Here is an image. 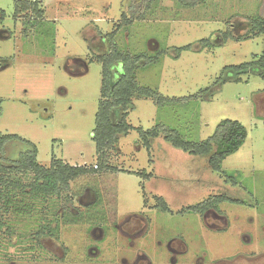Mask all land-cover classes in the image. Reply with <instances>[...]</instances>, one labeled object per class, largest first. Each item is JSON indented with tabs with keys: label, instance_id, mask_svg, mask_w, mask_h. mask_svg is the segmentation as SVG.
Segmentation results:
<instances>
[{
	"label": "rangeland",
	"instance_id": "1",
	"mask_svg": "<svg viewBox=\"0 0 264 264\" xmlns=\"http://www.w3.org/2000/svg\"><path fill=\"white\" fill-rule=\"evenodd\" d=\"M128 5L129 0H42L38 8L45 10L46 23L32 26L29 14L13 17L14 0H0V135H15L35 145L42 165L48 166L52 158L71 166L96 164L91 137L102 80V64L96 58L107 53L108 36ZM255 17L264 19V0H205L192 8L178 0H153L141 17L119 29L114 39L118 50L144 57L134 72L138 87L165 98L191 100L158 107L151 98H132L134 109L126 119L132 129L119 135L106 153L107 165L116 170L98 171L70 184L73 207H88L77 222L106 225L139 215L148 229L136 245L144 243L147 256L165 258L174 249L176 257L225 261L260 249L244 246L240 233L250 224L247 218L264 212V70L233 69L264 53V36L251 30ZM43 27L45 42L24 39L29 34L39 37ZM202 41L207 44L202 46ZM186 46L190 49L180 50ZM74 59L87 65L86 72L69 66ZM120 72L119 63L111 65V82ZM120 115L121 110L114 109L109 120L116 123ZM225 119L238 121L247 136L241 148L222 162L220 172L207 165L206 157L174 147L162 133L141 134L162 125L187 140L203 141ZM23 150L25 145L18 141L5 145L11 158ZM19 179L27 182L25 176ZM86 189L94 195L79 202ZM220 195L238 203L218 205L228 228L214 232L190 211ZM10 196L12 204L25 199L19 191ZM162 202L169 213L157 208ZM73 207L65 197H47L36 205L33 216L27 210L28 214L14 217L9 206L0 215L4 222L0 249L14 246L8 253L15 255L8 259L30 264L31 255L18 246L29 244L39 229L37 223L52 218L60 225L56 214ZM70 221L68 217L65 228H58L56 239L45 242L56 259L64 244L74 250L71 240L64 241Z\"/></svg>",
	"mask_w": 264,
	"mask_h": 264
},
{
	"label": "trees",
	"instance_id": "2",
	"mask_svg": "<svg viewBox=\"0 0 264 264\" xmlns=\"http://www.w3.org/2000/svg\"><path fill=\"white\" fill-rule=\"evenodd\" d=\"M153 0H129V5L126 13L121 15V23L117 25V29L109 34L107 42V53L96 58L98 63L102 64V80L101 91L98 109L95 115V127L92 131V140L95 143L97 162L94 166H71L61 160L51 159L48 166L37 162V148L32 143L23 140L15 135H0V215L8 211L9 206H13L14 217L31 214L33 210H37L36 205L43 203L45 198L55 197L56 199L65 201L69 206L73 207L70 194V183L86 175H95L102 170H116L107 165L106 153L115 147L118 141V136L127 134L132 127L127 124V115L129 111L134 109L132 98H151L158 107L186 103L191 100L188 98H165L160 94L146 88L138 87L134 79V72L137 64L143 60V55L130 56L118 50L115 43V35L124 25H129L134 19L141 17ZM184 7L192 8L198 3H203L205 0H178ZM42 0H14L13 17L21 14H29L32 26L44 21V11L39 10L38 6ZM29 19V20H30ZM251 30L256 34L264 36V19L255 17L251 19ZM225 34L224 41L228 39ZM264 41V40H263ZM202 46L207 44V41H202ZM190 46L180 48V50H188ZM179 51V50H178ZM119 63L121 72L116 80L111 82V65ZM252 68L264 70V53L257 59L248 63H243L234 66L233 69L239 73H244ZM114 109H120L121 115L116 123H111L109 114ZM140 131V130H139ZM162 133L164 138L169 141L174 147L193 155L204 156L207 158V165L214 171L220 172L222 162L230 155L236 153L244 144L246 139V130L238 122L232 120L220 121L214 129V132L203 141H190L184 138L176 129L168 128L162 125H157L151 132H143L142 135L155 136ZM10 141H18L25 145V150L19 152L15 157L11 158L6 155L5 145ZM27 177V182L22 183L20 177ZM13 191H19L25 199L18 200L16 204H12ZM91 195H94L90 192ZM92 198V197H91ZM69 201V202H68ZM90 200H88L89 202ZM230 201L238 203L235 200L228 199L224 195L211 196L204 202L193 207L190 212L193 214H204L209 209L218 210V205L222 202ZM29 202V203H28ZM87 206V205H86ZM90 206V204L88 205ZM162 212L169 210L165 204L158 205ZM3 209V210H2ZM65 209V208H64ZM28 210V211H27ZM85 212L76 213L78 218H74L75 222L84 215ZM33 216V214H31ZM70 217L67 211L62 214L57 213L56 218ZM75 216V213L72 214ZM52 222V218L44 220L38 224V235L48 233L56 239L58 228L63 227L65 219ZM71 222V221H70ZM53 223V224H51ZM4 222L0 221V228ZM54 225V226H53ZM62 225V226H61Z\"/></svg>",
	"mask_w": 264,
	"mask_h": 264
},
{
	"label": "flooded vegetation",
	"instance_id": "3",
	"mask_svg": "<svg viewBox=\"0 0 264 264\" xmlns=\"http://www.w3.org/2000/svg\"><path fill=\"white\" fill-rule=\"evenodd\" d=\"M72 64H70L69 66L71 67L75 65L76 67H78L80 74H83L87 70V65L84 64L81 60L74 59ZM72 68L69 70L70 72L73 70ZM89 196L92 195L89 194L88 198ZM78 201L81 202L80 197H78ZM86 205L82 207L84 211H86V209L88 208ZM67 210H70V208L63 209V211ZM70 212V218L75 217L76 219L78 218L76 216V213L78 214L83 211L73 207ZM74 213L75 216H72V214ZM167 213H169V211ZM198 215L201 216L204 224L211 231L222 232L223 226L227 227L226 219L222 216L219 210L209 209L204 214ZM205 216L207 217V220L203 218ZM62 219H65L66 221L67 218H64L63 216L61 217V220ZM146 219L149 221L148 218ZM95 222L96 221L90 222L88 220H85L81 223L82 225H89V227L87 228V235L85 237L86 245L83 257L84 261L80 259L81 262H76L75 260L73 261L72 259L74 258H70L71 256L68 255V248L65 247V244L63 245L64 250L62 256L56 259V257H54L52 254L51 247L49 248V243L47 245L45 243L49 242V240H54V238L48 233L38 236L37 231L33 232V236L31 237L32 240H29L30 242L28 241L29 244L24 246L19 245L18 247H24V253H26L28 256L31 255V261L27 262L30 264H155L154 259H160L165 262L167 261L166 264H177L178 259L180 260L186 258L185 256L182 258L176 257L177 254H175L174 249H169V255L165 256V258L160 257V255H156V257L147 256L143 251V247H141L144 243H142L140 246L136 245V242L146 235V231L148 229L147 222H145L143 218L139 217V215L128 216V218L122 222H120L118 219H116L115 221H110V224H103L104 227L103 225ZM78 223L79 222H76V224ZM35 227L37 228V224L35 225ZM33 229L35 230V228ZM13 247L14 246H10L8 248L0 249V252L3 253V257L0 262H2L3 264H15L19 262L8 259L11 257V255H15V252H13V254L8 253L9 249ZM109 249H111L113 253L117 255L118 262L109 261L105 258H102L101 255ZM32 258L34 260H32ZM195 260H199V264H202V261L205 259L204 257L196 256ZM215 264L232 263L228 262V260H218L217 262H215ZM256 264H264V254L256 256Z\"/></svg>",
	"mask_w": 264,
	"mask_h": 264
},
{
	"label": "crops",
	"instance_id": "4",
	"mask_svg": "<svg viewBox=\"0 0 264 264\" xmlns=\"http://www.w3.org/2000/svg\"><path fill=\"white\" fill-rule=\"evenodd\" d=\"M43 11L45 12V10H43ZM44 23H46L45 14H44V21L42 24H44ZM38 34H39L38 35L39 37L34 38V37L29 36L30 35L29 34L28 37L26 36V38H24V39H27V40L33 39L36 41L40 40L43 42H45L47 40L46 30L44 27L41 28V30L38 32ZM89 190L90 189H86V191H84V193L79 196L82 203H84L87 200L88 195L90 194ZM71 199L73 200L74 198L72 197ZM81 210H83V208H81ZM220 213L222 214L223 217H225V214L222 213V211ZM74 218L75 217L71 218L72 221L67 223L68 224L67 229L66 230L64 229V241H65V238L68 241V243L70 242L69 240H71V243H69V244L74 247V250L72 251L71 248L68 247V245H65V247L68 248V255L71 256L70 258H74V259H72L73 261L75 260L76 262H81L80 259H82L84 261V259H83L84 252H85L84 243L86 241L85 237L87 235V228L89 227V225H86V224L82 225L81 223L76 224V222L73 221ZM225 219L227 220V216L225 217ZM247 220L250 223L249 226L247 228H244L240 233L242 242L245 244L244 246L259 245L260 249H258L257 252L242 253V254H240L239 258H237V259L232 258L231 260H228V262H230L232 264H256V256L264 254V212H260V214L256 213V216L254 218L253 217L247 218ZM64 225L62 228H65ZM227 228H228V225L225 228L223 227L222 232L226 231ZM82 229L84 231L81 235L80 231ZM101 256H102V258H105L109 261L118 262L117 261V259H118L117 255L115 253H113V251L111 249L106 250ZM154 260H155L154 261L155 264H166L167 263V261L165 262V261H162L160 259H154ZM217 261L218 260H203L202 264H215V262H217ZM199 263H200L199 260H190L187 258L180 259V260L178 259V261H177V264H199ZM0 264H3V263L0 262ZM15 264H23V263L17 262Z\"/></svg>",
	"mask_w": 264,
	"mask_h": 264
},
{
	"label": "built area",
	"instance_id": "5",
	"mask_svg": "<svg viewBox=\"0 0 264 264\" xmlns=\"http://www.w3.org/2000/svg\"><path fill=\"white\" fill-rule=\"evenodd\" d=\"M94 168H96V166L94 165Z\"/></svg>",
	"mask_w": 264,
	"mask_h": 264
}]
</instances>
